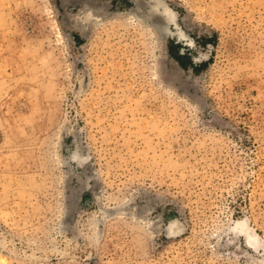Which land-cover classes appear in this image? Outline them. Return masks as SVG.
Returning <instances> with one entry per match:
<instances>
[{
    "label": "rangeland",
    "instance_id": "obj_1",
    "mask_svg": "<svg viewBox=\"0 0 264 264\" xmlns=\"http://www.w3.org/2000/svg\"><path fill=\"white\" fill-rule=\"evenodd\" d=\"M0 264H264V0H0Z\"/></svg>",
    "mask_w": 264,
    "mask_h": 264
},
{
    "label": "bare ground",
    "instance_id": "obj_2",
    "mask_svg": "<svg viewBox=\"0 0 264 264\" xmlns=\"http://www.w3.org/2000/svg\"><path fill=\"white\" fill-rule=\"evenodd\" d=\"M158 9V8H157ZM155 14H160L161 16L163 17H167L168 18V21L169 23L172 22L173 18L170 16V14H168V11L166 10V12H158V10L155 11ZM172 18V19H171ZM239 225H241L240 223H238ZM243 225V224H242ZM243 227V226H242ZM248 241L251 242L252 239H253V236L249 235L248 237Z\"/></svg>",
    "mask_w": 264,
    "mask_h": 264
},
{
    "label": "trees",
    "instance_id": "obj_3",
    "mask_svg": "<svg viewBox=\"0 0 264 264\" xmlns=\"http://www.w3.org/2000/svg\"><path fill=\"white\" fill-rule=\"evenodd\" d=\"M177 59V61H179V63L182 65V66H184V64L181 62V59L180 58H176Z\"/></svg>",
    "mask_w": 264,
    "mask_h": 264
}]
</instances>
